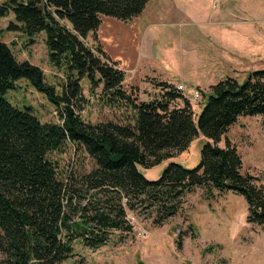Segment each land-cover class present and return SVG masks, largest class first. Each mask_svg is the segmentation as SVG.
<instances>
[{
  "label": "trees",
  "instance_id": "16d2710c",
  "mask_svg": "<svg viewBox=\"0 0 264 264\" xmlns=\"http://www.w3.org/2000/svg\"><path fill=\"white\" fill-rule=\"evenodd\" d=\"M149 0H5L0 16L9 11L30 36L45 32L49 59L62 62L101 84L100 102L131 109V122L91 124L80 116L86 100L78 79L69 80L56 95L43 81L40 68L18 62L0 41V264H61L73 256V244L96 249L117 232L129 233L126 210L137 206L156 212L154 221L174 215L181 197L196 187L206 194L232 191L247 203V221L264 225V186L240 170L242 159L223 134L241 116L264 117V68L245 79L227 76L209 87L196 112L175 85L159 81L158 97L139 100L123 88L124 72L100 48L84 38L96 30L101 16L128 21ZM28 79L59 106L61 123L41 122L28 110L12 106L3 93L13 80ZM205 97V93H203ZM183 100V105L173 104ZM264 121V120H263ZM264 123V122H263ZM201 134L199 163L186 168L169 162L155 180L146 168L185 150ZM70 142L94 161L88 172L62 170L51 154ZM193 237L196 232L189 225ZM181 231L176 240L181 246Z\"/></svg>",
  "mask_w": 264,
  "mask_h": 264
},
{
  "label": "rangeland",
  "instance_id": "374dc122",
  "mask_svg": "<svg viewBox=\"0 0 264 264\" xmlns=\"http://www.w3.org/2000/svg\"><path fill=\"white\" fill-rule=\"evenodd\" d=\"M4 1L0 0V4ZM147 2L145 15L154 13L159 6V9L165 8V14L169 15L167 31L162 39L169 43L177 41L175 50H179L176 56L179 59V52L183 51V67L187 66V57L190 58L197 51L192 37L198 34V30H205L201 34L208 32L207 26L210 25L207 23L210 22L214 30H220L225 36H230L231 40L228 50L224 47V50H216L224 54L225 59H222L219 69L214 72L215 83L227 76L242 81L249 71L264 68V0ZM125 23L113 17L101 16L99 27L82 40L93 50L100 48L104 51L110 62L121 59L116 61V65L125 74L123 88L136 97L137 101L158 97L160 89L156 86V79L144 76L140 80H134L131 77L133 73L130 61L136 51L135 42L139 43V36L134 42L133 34L122 32L120 27ZM238 33L242 36L239 47L236 46L238 39L232 36ZM0 41L9 47L18 62L26 61L40 68L43 81L54 88L56 95H61L67 89L70 79H78L82 98L86 100L80 116L88 124L106 120L125 124L131 122V109L100 102L101 84L95 86L86 75L79 76L65 62L52 64L45 43V32L40 31L30 36L24 32L23 23L16 20L12 11L0 16ZM232 50H241L237 59L231 57ZM13 82L14 86L2 94L12 106L28 110L41 122L61 123L57 112L59 106L50 100L47 93L37 90L24 77ZM185 86L193 87L187 84ZM199 89L202 98L196 112L207 100L210 90L209 87ZM173 104L181 106L183 100H176ZM263 120L261 115L239 117L218 143L223 146L228 141L236 148L242 159L240 171L255 176V183L260 186H264ZM207 140L199 133L185 150L152 167L136 164V168L148 180L157 179L169 162L192 168L199 163L201 147ZM51 157L57 160L63 171L78 169L88 172L94 168V161L89 155L70 142L62 150L51 154ZM211 194H206L203 187H196L181 197L179 210L160 223L154 221L156 212L153 209L146 210L141 206L127 209L126 217L130 218L132 231H115L106 244L94 250L76 241L73 244V256L61 264H264V225L246 220L248 211L244 197L232 191L213 190ZM189 225L194 227L195 237ZM181 231L186 233L180 238L181 246L178 247L176 240Z\"/></svg>",
  "mask_w": 264,
  "mask_h": 264
},
{
  "label": "crops",
  "instance_id": "0c3cea01",
  "mask_svg": "<svg viewBox=\"0 0 264 264\" xmlns=\"http://www.w3.org/2000/svg\"><path fill=\"white\" fill-rule=\"evenodd\" d=\"M146 5L140 14L126 21L124 26L120 27L122 32L126 31L129 35H134V42L139 36L137 40L139 43L135 42L136 51L131 56L130 61L132 79L140 80L144 76H149L151 79H156L157 82L165 81L175 86L183 83L202 88L215 84L216 75L214 72L219 69L222 59H225L224 54L222 55L216 50H224V48L228 50L231 45L230 36H225L220 30H214L213 24L208 22L207 25H210L207 26L208 32L201 34L200 32L205 30H198V34L192 37L197 51L190 58L187 57V66L183 67L181 61L184 55L183 51L179 52V59L176 56L179 50H175L177 41L173 40L169 43V41L162 39L164 32L167 31L166 25H168L167 19L169 17L165 14V8L159 9V6L154 13L150 15L146 13L145 15ZM232 36L238 39L236 46L239 47L242 40L241 34L240 36L239 33ZM240 51L232 50L231 57L237 59ZM115 61H121V59H115Z\"/></svg>",
  "mask_w": 264,
  "mask_h": 264
},
{
  "label": "built area",
  "instance_id": "2783aa9c",
  "mask_svg": "<svg viewBox=\"0 0 264 264\" xmlns=\"http://www.w3.org/2000/svg\"><path fill=\"white\" fill-rule=\"evenodd\" d=\"M175 87L187 99V101L194 110L199 108L200 101L202 98V92L200 91L199 87H188L184 84H177ZM126 220L130 223L129 217H126Z\"/></svg>",
  "mask_w": 264,
  "mask_h": 264
}]
</instances>
